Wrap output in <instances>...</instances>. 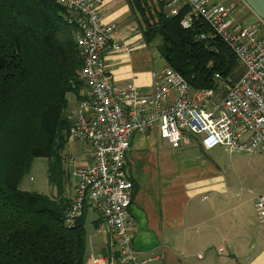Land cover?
Masks as SVG:
<instances>
[{
	"label": "built area",
	"instance_id": "built-area-1",
	"mask_svg": "<svg viewBox=\"0 0 264 264\" xmlns=\"http://www.w3.org/2000/svg\"><path fill=\"white\" fill-rule=\"evenodd\" d=\"M52 1L72 15L68 22L74 26L73 38L82 59L77 78L83 90L68 111V140L88 142L93 157L86 167L74 165L70 154L63 159L76 179L63 223L74 227L86 208L98 213L97 229L108 242L105 253L90 257L93 264H159L162 254H139L132 245L133 182L126 159L131 137L157 129L174 148L194 137L206 151L224 146L230 154L264 153V27L235 22L232 7L215 0H181L189 7L182 27L189 29L197 20L205 22L234 52L243 73L222 90H202L193 89L166 65L152 72L151 91L142 94L133 82L119 87L112 79L105 55L132 47L113 40L116 26L102 23L99 0ZM165 1L164 14L177 15L178 0ZM144 5L147 8L148 1L143 0ZM215 78L218 84L224 82L218 74ZM254 210L264 223V193L256 197Z\"/></svg>",
	"mask_w": 264,
	"mask_h": 264
},
{
	"label": "trees",
	"instance_id": "trees-1",
	"mask_svg": "<svg viewBox=\"0 0 264 264\" xmlns=\"http://www.w3.org/2000/svg\"><path fill=\"white\" fill-rule=\"evenodd\" d=\"M146 44L159 39L166 65L193 89L222 90L243 73L231 48L202 20L184 29L189 12L146 15L143 0H127ZM68 12L52 0H0V264H83L84 215L71 228L63 223L69 201L63 156L68 95H78L82 65ZM205 34L201 39L200 35ZM221 77V81L215 78ZM45 158L56 197L20 188L34 159Z\"/></svg>",
	"mask_w": 264,
	"mask_h": 264
},
{
	"label": "crops",
	"instance_id": "crops-1",
	"mask_svg": "<svg viewBox=\"0 0 264 264\" xmlns=\"http://www.w3.org/2000/svg\"><path fill=\"white\" fill-rule=\"evenodd\" d=\"M215 1L230 5L231 18L239 24L250 13L240 0ZM99 2L102 23L116 26L113 40L132 47L127 52L105 55L113 81L119 87L133 82L139 93H149L152 72L165 67V61L156 48L144 42L127 0ZM82 90L81 84L78 95H68L73 107ZM69 142L72 149L66 154L73 156L74 165H90L91 145L75 140H68L67 145ZM206 152L194 137L185 138L174 148L157 129L132 135L126 159L133 182V248L139 254H162L159 264H264V223L258 221L254 210V201L261 193L249 197L239 193L205 156ZM62 167L66 168L70 200L76 179L65 160ZM84 221L83 264H93L90 257L105 253L108 241L97 229L98 213L86 208Z\"/></svg>",
	"mask_w": 264,
	"mask_h": 264
},
{
	"label": "rangeland",
	"instance_id": "rangeland-1",
	"mask_svg": "<svg viewBox=\"0 0 264 264\" xmlns=\"http://www.w3.org/2000/svg\"><path fill=\"white\" fill-rule=\"evenodd\" d=\"M148 5L146 8V15L148 20L151 23H156L158 20L159 14H164L166 12L165 7L163 8L162 4H165V0H146ZM241 3H245L240 0ZM178 5L182 6V1L178 0ZM249 9V8H248ZM250 13L240 19L242 24H247L251 22H256L261 25L264 24L262 21L251 11ZM68 17L72 15L68 13ZM157 44H159V39L157 38L151 45L153 50L157 49ZM160 55V54H159ZM161 56V55H160ZM162 57V56H161ZM164 60V59H163ZM231 81L228 79L224 84L225 86L230 84ZM72 104L69 102L68 110H72ZM66 110V118L71 124V115ZM69 128V126H68ZM68 139V129L65 132ZM72 143L69 142V145H66L65 150L62 152L63 159L66 155L68 149H72ZM81 147L84 148V145L81 144ZM205 156L210 159L214 167L220 171V174L227 180L229 184L234 186L239 193L245 197L253 196L259 193L264 192V153L255 152V153H237L230 154L229 151L224 146H216L205 153ZM49 162L45 158L34 159L31 163V166L22 178L20 183V188L28 191H36L39 193L47 194L51 197H56V190L53 186L48 183L47 180V169ZM66 171V168L64 169ZM66 172H64V189L62 194L59 196L62 201H69L67 197L68 188L66 187Z\"/></svg>",
	"mask_w": 264,
	"mask_h": 264
},
{
	"label": "water",
	"instance_id": "water-1",
	"mask_svg": "<svg viewBox=\"0 0 264 264\" xmlns=\"http://www.w3.org/2000/svg\"><path fill=\"white\" fill-rule=\"evenodd\" d=\"M264 24V0H242Z\"/></svg>",
	"mask_w": 264,
	"mask_h": 264
}]
</instances>
